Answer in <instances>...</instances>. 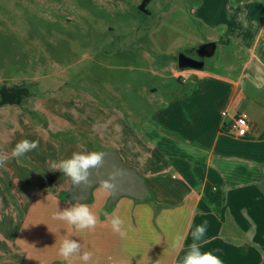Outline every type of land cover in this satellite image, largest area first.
I'll use <instances>...</instances> for the list:
<instances>
[{"label":"crops","instance_id":"obj_1","mask_svg":"<svg viewBox=\"0 0 264 264\" xmlns=\"http://www.w3.org/2000/svg\"><path fill=\"white\" fill-rule=\"evenodd\" d=\"M225 1H198L208 31L197 42L215 44L212 62L181 70L177 55L165 70L189 78L165 84L155 110L134 113L119 95L70 125L90 150L52 143L47 131L62 129L52 104L45 126L0 108L1 120L19 119L0 124V264H264V0ZM148 92L152 103L157 89ZM242 114L249 130L236 138ZM109 150L144 178L148 198L107 205L95 187L84 204L64 199L74 161Z\"/></svg>","mask_w":264,"mask_h":264},{"label":"rangeland","instance_id":"obj_2","mask_svg":"<svg viewBox=\"0 0 264 264\" xmlns=\"http://www.w3.org/2000/svg\"><path fill=\"white\" fill-rule=\"evenodd\" d=\"M142 1L0 0V92L22 87L29 94L18 107L0 108L21 111L22 125L45 126L52 104L62 129L47 133L58 150L69 145L90 150L86 134L70 127L86 121L88 106L110 109L121 95L134 100V113L155 110L169 90L165 84L177 87L189 78L173 76L165 70L168 63L188 46L199 47L208 30L196 19L199 0H152L145 11ZM211 59L203 60L206 66ZM150 88L158 93L152 103ZM88 123L97 129L95 117ZM39 233L48 239V231Z\"/></svg>","mask_w":264,"mask_h":264},{"label":"water","instance_id":"obj_3","mask_svg":"<svg viewBox=\"0 0 264 264\" xmlns=\"http://www.w3.org/2000/svg\"><path fill=\"white\" fill-rule=\"evenodd\" d=\"M214 52L215 44L206 43L195 50L199 60L180 53L177 57V67L181 70H201L204 66L203 60L211 58ZM73 171L75 180L66 194V199L71 204L86 203L95 187L109 191L107 205L125 197L136 201L148 198L149 191L144 178L135 169L126 166L114 150L79 157L74 161Z\"/></svg>","mask_w":264,"mask_h":264},{"label":"trees","instance_id":"obj_4","mask_svg":"<svg viewBox=\"0 0 264 264\" xmlns=\"http://www.w3.org/2000/svg\"><path fill=\"white\" fill-rule=\"evenodd\" d=\"M152 0H143L140 5V9L145 11V8ZM0 107L2 106H18L29 97L28 91L22 87H15L9 89H3L0 92ZM64 199H66V192L64 194Z\"/></svg>","mask_w":264,"mask_h":264},{"label":"built area","instance_id":"obj_5","mask_svg":"<svg viewBox=\"0 0 264 264\" xmlns=\"http://www.w3.org/2000/svg\"><path fill=\"white\" fill-rule=\"evenodd\" d=\"M231 129L233 130L236 138H245L249 130L247 116L242 114L236 117L231 125Z\"/></svg>","mask_w":264,"mask_h":264},{"label":"flooded vegetation","instance_id":"obj_6","mask_svg":"<svg viewBox=\"0 0 264 264\" xmlns=\"http://www.w3.org/2000/svg\"><path fill=\"white\" fill-rule=\"evenodd\" d=\"M187 57H190V58H192V59H194V60H199L198 59V57L196 56V54H195V50H193V51H185V52H183Z\"/></svg>","mask_w":264,"mask_h":264}]
</instances>
